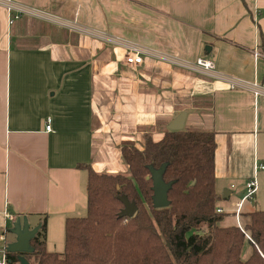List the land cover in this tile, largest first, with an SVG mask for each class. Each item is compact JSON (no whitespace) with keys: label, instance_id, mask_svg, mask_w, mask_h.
I'll use <instances>...</instances> for the list:
<instances>
[{"label":"crops","instance_id":"0c3cea01","mask_svg":"<svg viewBox=\"0 0 264 264\" xmlns=\"http://www.w3.org/2000/svg\"><path fill=\"white\" fill-rule=\"evenodd\" d=\"M133 47L140 64L125 61ZM185 109L184 129L216 134L217 192L245 184L264 162V0H0L3 244L16 218L46 217L62 252L66 219L87 214L80 164L128 173L122 143L161 140Z\"/></svg>","mask_w":264,"mask_h":264},{"label":"trees","instance_id":"16d2710c","mask_svg":"<svg viewBox=\"0 0 264 264\" xmlns=\"http://www.w3.org/2000/svg\"><path fill=\"white\" fill-rule=\"evenodd\" d=\"M216 146L214 131L168 130L159 141L148 137L143 149L122 143L128 173L80 164L88 174L87 214L66 219L62 252L47 249L44 217L33 251L23 255L32 264H264L263 209L243 213L249 218L243 228L219 224L227 213L217 205ZM164 162V179L174 180L170 205L155 208L148 166ZM119 196L136 202L134 216H120ZM246 241L252 252L244 260ZM8 257L9 264H20L18 253Z\"/></svg>","mask_w":264,"mask_h":264},{"label":"water","instance_id":"95a60500","mask_svg":"<svg viewBox=\"0 0 264 264\" xmlns=\"http://www.w3.org/2000/svg\"><path fill=\"white\" fill-rule=\"evenodd\" d=\"M190 111L191 109L183 110L170 122L168 128L170 130L184 129L185 120ZM167 166L168 162L162 163L159 167H155L154 165L148 166L150 175L147 176V179L150 178L152 180V203L155 208H163L170 205L169 191L172 188L174 180L166 181L164 179V173ZM227 196L228 195L225 191L223 193V197L226 198ZM119 199L124 204V207L120 212V216H134L138 210L136 202L130 200L127 196H119ZM39 229L40 226L31 229L27 219L22 222L20 218H16L13 221L10 232L16 236V239L15 241L8 243L7 250L12 253H18V260L20 264H32L30 260L23 255V253H30L33 251L31 241L36 236Z\"/></svg>","mask_w":264,"mask_h":264},{"label":"rangeland","instance_id":"374dc122","mask_svg":"<svg viewBox=\"0 0 264 264\" xmlns=\"http://www.w3.org/2000/svg\"><path fill=\"white\" fill-rule=\"evenodd\" d=\"M259 175H260V180H258V185H259L258 188L259 189H257V191L252 196H250L248 199H246L243 202L244 205H243V208L241 207L242 210H250V209L251 210H253V209H263L264 210V174L262 172H259L258 177H259ZM230 184L231 185H229V187H221V184H219V183L217 184L218 185L217 187L219 189L221 196L223 195L225 188L234 192V194L231 197L220 198L218 200L217 205H218V207H221L223 210H225V213H227V212L231 213L232 210H234V211L236 210V211L234 213H231V214L227 213L226 217L222 221H220L219 224L222 226H227V224L235 223L237 220V225L242 226V228H243L245 225V222L249 221V218L247 216L241 217L242 210L239 212V216H237V204L239 201H241V198L243 195L242 194L240 196L238 194V192H239V190H242V187L245 186L246 183L241 184V182H232ZM244 195H245V192H244ZM232 225H234V224H232ZM53 233L55 234L54 241L56 243L58 241L57 239H59V243H60V239H61V241H63L64 236L61 235V226L60 225L55 226ZM246 235H247V237H250V235L248 233ZM9 236L12 238L13 234L11 233V234H9ZM2 244H3V241L2 242L0 241V245H2ZM63 247H62V249H57V250H63ZM53 250H56V249H53ZM251 252H252V247L249 245L248 241H246V243L244 244L243 259L246 260L248 258V256L251 254Z\"/></svg>","mask_w":264,"mask_h":264},{"label":"built area","instance_id":"2783aa9c","mask_svg":"<svg viewBox=\"0 0 264 264\" xmlns=\"http://www.w3.org/2000/svg\"><path fill=\"white\" fill-rule=\"evenodd\" d=\"M16 16H13L10 19V22H12L13 18ZM125 61L128 64H140L143 62V57L141 55V53L139 52L137 47H133L132 49H130L126 56H125ZM197 63L198 65H201L207 69H214L215 68V63L211 60L208 59H203V58H198L197 59ZM258 84L254 83V86L256 87ZM255 94L259 95V90H255ZM51 119L48 118V124H47V129L51 128V124H50ZM259 172H262L264 174V162L262 161H258L255 164V169H254V175L247 180L246 182V193L243 197V199H247L250 196H252L258 189V174ZM240 205L237 208V216H239V212H240ZM218 211H222L221 208L218 209ZM242 228V226H240ZM5 240V236L4 235H0V241H4ZM8 253L9 251L7 250V244H2L0 245V264H9V257H8Z\"/></svg>","mask_w":264,"mask_h":264}]
</instances>
